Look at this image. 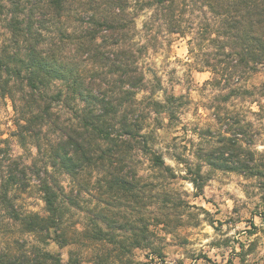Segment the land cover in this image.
Wrapping results in <instances>:
<instances>
[{
    "label": "trees",
    "instance_id": "obj_1",
    "mask_svg": "<svg viewBox=\"0 0 264 264\" xmlns=\"http://www.w3.org/2000/svg\"><path fill=\"white\" fill-rule=\"evenodd\" d=\"M194 6L209 16L188 40L190 54L195 53V45L207 42L231 63L220 67L207 58L203 66H211L224 81L264 67V0H0V98L10 102L14 113L11 135L22 147L36 148L31 165L19 171L16 162L9 165L0 191L7 216L35 241L28 246L22 241L17 251L0 250V264L121 262V251L128 248L110 230L115 227L113 218L101 215L81 228L70 225L69 204L78 206V202L58 176L66 174L76 183L81 173L95 172L99 174L96 182L110 198L102 200L110 203L121 196L133 202L138 212L149 185L138 175L137 153L161 175L175 177L143 129L147 107L171 117L180 97L151 98L141 107L137 93L150 88L141 65L147 48H156L161 30L185 35L192 27L185 16ZM141 13L147 14L141 24L144 40L136 23ZM261 87L264 91V83ZM222 138L229 145L237 141ZM229 150L221 148L218 157L211 152L206 163L245 170L248 177L259 173L252 155L232 165L228 157H222ZM25 168L36 179L41 213L18 210L8 194L9 187L24 185ZM190 181L202 189L196 178ZM141 221V217L129 221L131 248L148 244L153 234ZM51 242L58 251L47 248ZM111 243L121 251L103 252L101 246ZM67 246L64 256L60 249Z\"/></svg>",
    "mask_w": 264,
    "mask_h": 264
},
{
    "label": "rangeland",
    "instance_id": "obj_2",
    "mask_svg": "<svg viewBox=\"0 0 264 264\" xmlns=\"http://www.w3.org/2000/svg\"><path fill=\"white\" fill-rule=\"evenodd\" d=\"M194 8L185 16L192 23L185 35L161 30L156 48H147L141 65L150 88L137 93L141 107L151 98L163 101L169 94L180 97L171 117L147 107L143 129L151 135L149 143L172 167L175 177L161 175L150 167L144 155L137 153L134 158L139 165L138 175L149 185L138 212L133 202L121 196L111 198L109 204L102 200L110 198H106L101 183L96 182L99 174L95 172L81 173L76 183L66 174L58 176L66 191L73 190L78 202V206L69 204L70 225L81 228L92 217L101 215L113 218L115 227L110 230L115 239L125 241L128 250L121 251L112 243L101 248L113 254L121 251L119 264H240L241 259L243 264H264V67L224 81L212 72L211 66H203L207 58L220 67L231 63L207 42H202L201 47L195 45V53L190 54L188 40L209 16ZM146 17L141 13L136 20L140 37ZM13 115L10 102L0 98V191L9 165L16 162L19 171L31 165L36 153L33 145L24 148L11 135L15 129ZM223 136L236 138V144H227ZM224 147L230 150L222 157H228L234 166L239 158L253 156L259 173L248 177L245 170L206 163L211 152L218 157ZM33 175L25 168L24 185L9 187L8 194L18 210L41 213L43 202ZM192 178L200 181L201 190L193 186ZM140 217V223L153 229V234L148 244L131 248L129 221ZM22 241L28 246L35 240L33 235L18 230L0 203V250L17 251ZM47 248L59 250L54 242ZM69 248L60 251L65 256Z\"/></svg>",
    "mask_w": 264,
    "mask_h": 264
}]
</instances>
